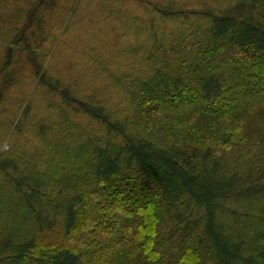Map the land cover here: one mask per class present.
<instances>
[{
	"label": "trees",
	"instance_id": "trees-1",
	"mask_svg": "<svg viewBox=\"0 0 264 264\" xmlns=\"http://www.w3.org/2000/svg\"><path fill=\"white\" fill-rule=\"evenodd\" d=\"M197 1L124 19L104 101L43 70L59 119L1 128L0 264H264V0Z\"/></svg>",
	"mask_w": 264,
	"mask_h": 264
},
{
	"label": "rangeland",
	"instance_id": "rangeland-1",
	"mask_svg": "<svg viewBox=\"0 0 264 264\" xmlns=\"http://www.w3.org/2000/svg\"><path fill=\"white\" fill-rule=\"evenodd\" d=\"M157 1L0 0V101L10 115L0 121V152L10 149L1 128L6 122L12 129L29 122L30 106L39 118L59 119L60 98L40 83L43 70L49 78L68 79L77 82L78 89L81 84L88 92H100L99 101L114 90L115 76L128 58L123 55L125 43L135 40L130 30L123 35L124 19L136 16L139 22L141 16H149L150 2ZM171 1L198 5L197 0Z\"/></svg>",
	"mask_w": 264,
	"mask_h": 264
}]
</instances>
